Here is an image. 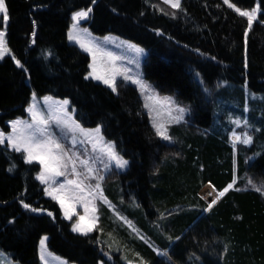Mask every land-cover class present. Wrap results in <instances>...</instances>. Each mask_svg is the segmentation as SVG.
<instances>
[{"label":"trees","instance_id":"trees-1","mask_svg":"<svg viewBox=\"0 0 264 264\" xmlns=\"http://www.w3.org/2000/svg\"><path fill=\"white\" fill-rule=\"evenodd\" d=\"M229 3L20 0L5 25L20 66L9 54L0 58V130L25 115L31 90L65 98L73 119L98 125L128 163L104 176L111 206L99 202L94 227L82 234L44 195L37 163L0 144V252L12 263L41 264L45 235L47 251L72 264H264V0ZM253 6L249 28L233 8ZM89 9L88 32L141 46L143 76L187 107L185 119L168 126L170 140L152 129L132 84L118 82L113 92L86 78L88 55L66 31L72 14ZM243 87L262 98H245ZM244 102L251 143L232 145L228 117H242ZM208 183L233 187L209 208L197 193Z\"/></svg>","mask_w":264,"mask_h":264},{"label":"rangeland","instance_id":"rangeland-1","mask_svg":"<svg viewBox=\"0 0 264 264\" xmlns=\"http://www.w3.org/2000/svg\"><path fill=\"white\" fill-rule=\"evenodd\" d=\"M160 1L171 6V4L166 3L165 0ZM19 2L20 0H4L8 15L14 10ZM233 9L236 11L237 8ZM240 10L247 12L256 10L257 13L256 6H253L250 9L241 8ZM0 17H2V14H0ZM73 17L74 14L71 15V21L66 31V40L75 44L78 48L87 53L89 60L85 75L86 77L97 81L112 90V88L105 84L103 80L94 79L89 75V73L93 72V67L91 66L94 65L96 69V75H100L110 81L113 77H115V85H117L118 82H128L132 84L135 87L138 96L140 97L142 108L147 116L150 126L155 131V133L156 129L153 127L154 122L164 125L167 128L168 134V126L171 123H176L175 118L181 115L177 109L184 110L182 118L179 121L185 119L187 107L179 103L173 93L159 92L156 87L143 76L141 63L145 56V50L141 46L112 33L93 35L88 32L85 25L83 24V20H85V18L76 21L73 19ZM245 18L248 21L246 16ZM255 19L256 14L253 20ZM5 25V22L0 21V31L4 32ZM73 25H75V27H73ZM70 34H74L76 39L70 40ZM81 43L85 44V46L90 48L91 51H85L84 48L81 47ZM136 49H140L141 51L137 52ZM5 54H9L12 60L17 64L18 60L11 54L9 50ZM125 75L131 77V79L125 80ZM136 79L147 85V89L142 90L139 84L132 82V80ZM243 94L247 99L250 97L262 98L260 94L252 93L245 87H243ZM149 96L154 97V99H148ZM46 97L50 98V100L46 101ZM165 98H170L172 103L166 102ZM65 100V98H56L48 94L37 95L33 90H31L28 102L24 107L25 115L23 117H14L12 119L6 120L8 130L6 132L0 130V132H2L5 136L11 134V122L16 120L32 123L33 117L32 113L29 112V108L33 106V111L39 114L37 119H44L48 121L47 125H42V127H46V134L51 135L62 146L64 152L67 154L65 161L67 162L68 166L66 169H59L65 172L64 176H55L53 173L49 172L46 173V175L50 177L48 183H41V181L37 179V176L42 171H45V165L39 163V160L37 159L33 161L38 165V170L35 174V177L41 183L44 195L52 198L57 203L61 216L65 220L69 221L70 230L73 231V227L75 225H79L81 230L73 232L83 234L89 232L88 229H92L96 223L97 204L99 202H104L111 206L103 196L101 190V184L104 176L113 169L117 171L122 170L123 168H119L116 164V161L111 159L109 156L108 145H112V142L104 139L101 132L98 134L95 133L94 130L99 128V126L95 125L92 127H83L79 125L73 119L72 110L68 107V104L62 105V102ZM146 104L149 105V107H145ZM246 109L247 104L244 102L242 106V117L234 115L228 117V120L232 124V128L229 132V140L231 141L232 145H235L233 143L234 133L240 136L241 140L244 138L245 133L248 134V123H244ZM236 120L240 121L239 126L234 123ZM1 145L12 148L7 143V141ZM25 155L26 154L23 153L24 160ZM68 158L71 159L69 160ZM81 161H87V167L82 165ZM73 162L75 163L77 173H80L79 176L72 173L71 171ZM89 168H91V172L88 171ZM101 177L102 179H100ZM69 179L78 181L82 180L84 182L82 185V187H84V191H71V189H75V185H67L66 181ZM97 183L100 185L99 189L95 188ZM245 183L246 185L254 187L257 185L253 180L250 179H247ZM61 184H65L66 187L64 189H60L59 186ZM205 184L207 183H204L203 185ZM208 184L212 187V189H207L203 193V196L199 193L200 188L198 189L197 193L209 206L213 200H218V194L221 192V190H216L210 183ZM49 192H53V195L57 196L58 199H54L52 195L48 194ZM61 201H63L64 207H61ZM65 208L69 209L70 214L74 213L71 219H68L65 216ZM81 217H83V219H81ZM126 223L128 222L126 221ZM45 239L46 236L41 235L37 243L38 258L41 264H72L65 262L63 259L47 251L45 247ZM41 241H44L43 245L41 244ZM0 264L14 263H12L6 255L0 252ZM97 264H101V262H98ZM126 264L138 263L126 262Z\"/></svg>","mask_w":264,"mask_h":264},{"label":"snow or ice","instance_id":"snow-or-ice-1","mask_svg":"<svg viewBox=\"0 0 264 264\" xmlns=\"http://www.w3.org/2000/svg\"><path fill=\"white\" fill-rule=\"evenodd\" d=\"M166 3L171 4L173 8H179L180 6V0H165ZM225 3H228L229 7H233L232 4L229 3V0H225ZM236 11L241 16H246L248 18V24L249 28H251L253 19L256 14V10H253L251 12L247 11H241L240 9H236ZM90 12V9L88 11H81L75 14L73 17L74 20L78 21L79 19L86 18ZM0 14H2V17H0V21H3L6 23L8 19L7 14V8L5 6L4 0H0ZM75 27V25H73ZM70 40H75L76 36L74 34L69 35ZM79 42V41H77ZM81 47L84 48L85 51H91L90 48L86 47L85 44L81 43ZM137 52H140V49H136ZM8 52L6 41H5V33L3 31H0V58L4 56L5 53ZM18 66L19 61H17ZM93 67V72L89 73L90 76H92L94 79L97 80H103L105 84H107L109 87L112 88V91H116V85H115V77L112 78V80L105 79L104 77L100 75H96V69L95 66ZM87 78V77H86ZM125 80L131 79V77L125 75ZM133 83L139 84L142 90L147 89V85L142 83L140 80H132ZM148 99H154V97L149 96ZM46 101L50 100V98L46 97ZM166 102L172 103L170 98H165ZM68 101L65 100L62 102V105H67ZM145 107H149V105H145ZM33 107L29 108V112L32 113L33 122L27 123L25 121L16 120L11 122L12 123V133L8 136H5L2 132H0V144H4L5 141L12 147V149L16 152H23L25 153V162L26 163H32L34 160H39V163L45 165V171H42L38 176L37 179L41 181V183H48L49 176L46 175V173H53L55 176H64L65 172L63 170L59 169H66L67 168V162L65 161V157L67 154L64 152V149L62 146L51 136L47 135V129L46 127H42V125H47L48 121L44 119H37L38 113L33 111ZM177 111L181 114L179 117H176V122H179V120L182 118L183 109H177ZM59 122V121H58ZM234 123L237 124V126L240 125V121L236 120ZM245 124L247 121L244 122ZM153 127L156 129V133L158 136H160L164 140H170V137L167 134V128L162 124L153 123ZM95 133H99L100 129L97 128L94 130ZM233 143L236 142H242L245 144L251 143V136H249L247 133L244 134V138L241 140V137L233 134ZM108 153L111 159L116 161V164L119 168H124L128 161L124 160L122 157L118 155V153L115 152L114 146L108 145ZM69 160L71 158H68ZM81 164L87 167V161H81ZM72 173L76 174L77 176L80 175V173H77L75 163L73 162V166L71 169ZM89 172H91V168L88 169ZM102 179V177L100 178ZM82 180H72L69 179L66 181L67 185H75V189H71V191H79L83 192L84 187ZM234 183V182H233ZM60 189H64L66 187L65 184H61ZM233 187V184L228 185L227 188H225L223 191L219 192L218 197L224 196L225 192H227L229 189ZM96 189L100 188L99 183L95 185ZM239 190V189H237ZM257 191H261V189L257 188ZM49 195H52L54 199H58L57 196L53 195V192H49ZM90 194V193H89ZM216 203V200H213L212 203L209 205V208H211L212 204ZM26 208L28 205H24ZM61 207H64L63 201H61ZM35 211V209H33ZM74 213L69 212L68 208H65V216L68 219L72 218V215ZM83 219V217H81ZM79 225H75L73 227V231H80ZM91 231V228L88 229ZM44 241H41V244L43 245Z\"/></svg>","mask_w":264,"mask_h":264},{"label":"bare ground","instance_id":"bare-ground-1","mask_svg":"<svg viewBox=\"0 0 264 264\" xmlns=\"http://www.w3.org/2000/svg\"><path fill=\"white\" fill-rule=\"evenodd\" d=\"M81 11H84V10L77 11L76 13L81 12ZM76 13H74V16H75ZM79 20H80V19H79ZM79 20H78V21H79Z\"/></svg>","mask_w":264,"mask_h":264},{"label":"crops","instance_id":"crops-1","mask_svg":"<svg viewBox=\"0 0 264 264\" xmlns=\"http://www.w3.org/2000/svg\"><path fill=\"white\" fill-rule=\"evenodd\" d=\"M4 32H5V30H4ZM210 189V188H209ZM212 189V188H211ZM203 196V195H202Z\"/></svg>","mask_w":264,"mask_h":264},{"label":"built area","instance_id":"built-area-1","mask_svg":"<svg viewBox=\"0 0 264 264\" xmlns=\"http://www.w3.org/2000/svg\"><path fill=\"white\" fill-rule=\"evenodd\" d=\"M206 199V198H205Z\"/></svg>","mask_w":264,"mask_h":264}]
</instances>
